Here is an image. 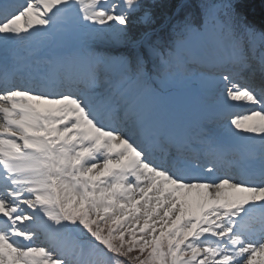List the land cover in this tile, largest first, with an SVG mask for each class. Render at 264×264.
I'll return each instance as SVG.
<instances>
[{
  "label": "snow or ice",
  "instance_id": "snow-or-ice-1",
  "mask_svg": "<svg viewBox=\"0 0 264 264\" xmlns=\"http://www.w3.org/2000/svg\"><path fill=\"white\" fill-rule=\"evenodd\" d=\"M151 16L0 0V264H264V31L232 0H201L167 42L132 31ZM22 61L43 70L17 84ZM189 63L194 105L171 107L158 86ZM60 77L87 90L52 92Z\"/></svg>",
  "mask_w": 264,
  "mask_h": 264
},
{
  "label": "trees",
  "instance_id": "trees-1",
  "mask_svg": "<svg viewBox=\"0 0 264 264\" xmlns=\"http://www.w3.org/2000/svg\"><path fill=\"white\" fill-rule=\"evenodd\" d=\"M180 0H146V3L150 6V11L152 13L151 19L148 22H138L133 24L132 31L136 33L140 32H149L153 28L160 25L166 16L169 14H173L176 6L178 5ZM208 0H205L207 2ZM260 0H232L233 4L236 7V12L244 17L246 21L252 25L257 31H264L259 25L255 23L251 18L246 16V13L242 11V7L248 4L257 5ZM264 1V0H261ZM220 0H217L219 3ZM201 4V0H190V9H184L182 13L176 18V21L182 18L185 11H193L196 12L199 9ZM169 34L171 33V27L167 30Z\"/></svg>",
  "mask_w": 264,
  "mask_h": 264
},
{
  "label": "rangeland",
  "instance_id": "rangeland-1",
  "mask_svg": "<svg viewBox=\"0 0 264 264\" xmlns=\"http://www.w3.org/2000/svg\"><path fill=\"white\" fill-rule=\"evenodd\" d=\"M253 10L252 12L254 13H251V14H254V15H258L259 12H261L257 7L251 9ZM23 55V53H22ZM23 62V61H22ZM189 65L186 66V69H185V72H188V73H185V74H190V73H196V72H190L192 70V68L188 67ZM41 69H43V65L40 66ZM190 81L189 80H184L183 82H173V81H167L165 84L163 85H160L164 88V91L165 89L167 88H170L173 87V86H176V85H180V84H186ZM173 91L172 90H169L168 93H160L161 97H163L164 99L163 100H166L168 102V105L171 106V107H174V108H177L178 105L175 103L174 99H173Z\"/></svg>",
  "mask_w": 264,
  "mask_h": 264
},
{
  "label": "bare ground",
  "instance_id": "bare-ground-1",
  "mask_svg": "<svg viewBox=\"0 0 264 264\" xmlns=\"http://www.w3.org/2000/svg\"><path fill=\"white\" fill-rule=\"evenodd\" d=\"M258 136V135H257Z\"/></svg>",
  "mask_w": 264,
  "mask_h": 264
}]
</instances>
